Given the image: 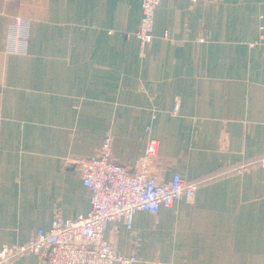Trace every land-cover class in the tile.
<instances>
[{
    "label": "crops",
    "instance_id": "1",
    "mask_svg": "<svg viewBox=\"0 0 264 264\" xmlns=\"http://www.w3.org/2000/svg\"><path fill=\"white\" fill-rule=\"evenodd\" d=\"M16 16L28 47L8 54ZM140 17L141 0H0V248L90 209L78 161L109 133L115 162L136 165L153 137L159 180L201 181L190 201L110 223L116 250L133 264H264V168L227 171L264 155V0H159L148 44Z\"/></svg>",
    "mask_w": 264,
    "mask_h": 264
},
{
    "label": "built area",
    "instance_id": "2",
    "mask_svg": "<svg viewBox=\"0 0 264 264\" xmlns=\"http://www.w3.org/2000/svg\"><path fill=\"white\" fill-rule=\"evenodd\" d=\"M158 1L141 0V17L135 35L142 44H148L153 39V19ZM188 1L193 3L199 0ZM29 27V19L20 16L8 22L5 53L23 54L27 51ZM261 44L264 47V42ZM157 149V139L149 137L136 165H121L112 158L111 135L104 134L93 154L78 161L79 175L88 191L90 209L75 218L64 219L57 215L49 228L39 227L27 241L1 247L0 264H11L15 258L26 253L38 255L42 264L138 262L139 258L134 252L123 254L106 239L110 223L123 222L130 227L135 211L156 214L161 206L171 207L175 200L182 197L190 201L201 183L200 180H188L179 173H174L168 182L159 180L149 167V159ZM250 166L264 168V155L242 161L227 171L242 173Z\"/></svg>",
    "mask_w": 264,
    "mask_h": 264
}]
</instances>
